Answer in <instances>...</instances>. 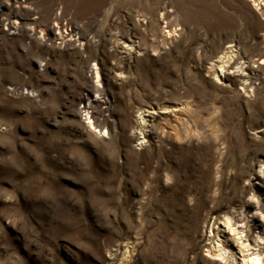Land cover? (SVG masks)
<instances>
[{
    "label": "rangeland",
    "instance_id": "rangeland-1",
    "mask_svg": "<svg viewBox=\"0 0 264 264\" xmlns=\"http://www.w3.org/2000/svg\"><path fill=\"white\" fill-rule=\"evenodd\" d=\"M20 1L0 26V264H264L253 3Z\"/></svg>",
    "mask_w": 264,
    "mask_h": 264
},
{
    "label": "bare ground",
    "instance_id": "bare-ground-1",
    "mask_svg": "<svg viewBox=\"0 0 264 264\" xmlns=\"http://www.w3.org/2000/svg\"><path fill=\"white\" fill-rule=\"evenodd\" d=\"M246 1H250V2H252L253 3V5H254V7H255V10L257 11V13L260 15V17H261V19L264 21V0H246ZM25 5L20 1V0H6V2H5V4H4V7H6L8 10H10V13H9V15L7 16V17H5L4 18V16H3V14H0V26L2 25V26H5V28L8 30V31H11V32H13L15 29H17V28H19L18 27V13H19V10L20 9H22L23 7H24ZM55 20L57 21V24L59 25V27H58V25H57V27H58V30H61L63 27H64V29H67V26L66 25H62L61 27H60V19L58 18V17H55ZM257 21L258 22H260V20H259V18H257ZM56 24V23H55ZM260 27H262L263 28V31H264V23H261L260 22ZM13 30V31H12ZM48 30L50 31V32H53L54 31V28L53 27H50V26H48ZM165 33L168 35V36H170V32L169 31H165ZM69 35L71 36V37H73V35H72V33H69ZM57 38H59L61 41H63V42H66V40H68V39H65L64 40V38L66 37V36H63L60 32L59 33H57V36H56ZM262 37H263V39H264V33L262 34ZM70 40H73V39H70ZM262 48L264 49V45L262 46ZM264 63V59H262L261 61H260V64H263ZM98 74V73H97ZM100 86L99 85H97L96 86V91L98 92L99 91V88ZM92 104H93V101H90V100H88V103H87V107L85 106V111L88 113V115H90V112H91V107L90 106H92ZM92 113V112H91ZM88 118H89V122H91L90 121V119H91V117H89L88 116ZM142 120H144V118L142 117ZM90 124V123H89ZM91 125H92V127H95V128H97V129H99V125H98V122L97 123H94V125H93V123H91ZM90 125V126H91ZM91 127V128H92ZM101 130L99 129V132H100ZM105 134V133H104ZM140 139H141V137H140ZM259 175L264 179V164H262L261 166H260V168H259ZM252 198L254 199V195L252 196ZM256 202V204L254 203V205L252 204V203H250V206L251 207H249L251 210H250V212L251 211H255L254 213H260V204H261V202H259V201H257V200H255ZM245 217V216H244ZM245 218H242V219H240L241 221L240 222H243L244 224H247V221H245L244 220ZM255 226H256V228L257 229H259L260 231H262V232H264V223H255L254 224ZM247 226V225H246ZM244 229V228H243ZM236 230V229H235ZM243 232H245L244 230H243ZM259 238H262V237H260L259 236ZM256 242H257V240H256ZM220 244V243H219ZM227 250V249H226ZM224 251V253H223V255L225 256V254L226 253H228L227 251ZM262 249H260V251H261ZM260 251L259 252H257L256 254H254V256H252V257H250V259H249V261H250V264H261V262L263 261V259H262V256H261V254L262 253H260ZM234 262H236V258L235 257H232L231 258Z\"/></svg>",
    "mask_w": 264,
    "mask_h": 264
}]
</instances>
